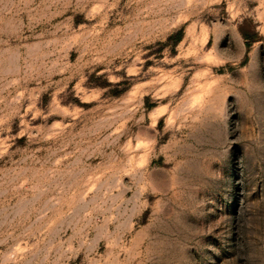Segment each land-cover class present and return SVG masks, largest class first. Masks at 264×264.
I'll return each instance as SVG.
<instances>
[{
  "label": "rangeland",
  "instance_id": "374dc122",
  "mask_svg": "<svg viewBox=\"0 0 264 264\" xmlns=\"http://www.w3.org/2000/svg\"><path fill=\"white\" fill-rule=\"evenodd\" d=\"M0 264H264V0H0Z\"/></svg>",
  "mask_w": 264,
  "mask_h": 264
}]
</instances>
